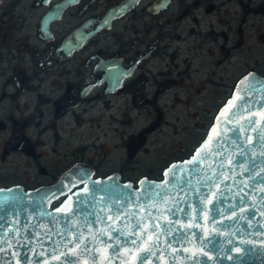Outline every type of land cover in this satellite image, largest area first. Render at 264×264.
Instances as JSON below:
<instances>
[{
	"label": "flooded vegetation",
	"instance_id": "af4514ba",
	"mask_svg": "<svg viewBox=\"0 0 264 264\" xmlns=\"http://www.w3.org/2000/svg\"><path fill=\"white\" fill-rule=\"evenodd\" d=\"M251 72L264 0H0V171L42 178L0 186L78 164L159 178Z\"/></svg>",
	"mask_w": 264,
	"mask_h": 264
},
{
	"label": "water",
	"instance_id": "95a60500",
	"mask_svg": "<svg viewBox=\"0 0 264 264\" xmlns=\"http://www.w3.org/2000/svg\"><path fill=\"white\" fill-rule=\"evenodd\" d=\"M53 16L46 13L43 21ZM246 78L255 85L245 97L251 108L228 123L229 113L221 112L234 97L240 103ZM260 105L264 77L251 72L238 80L193 153L159 178L134 182L116 171L95 176L91 166L78 164L51 184L0 186V264H65L61 254L71 252L77 255L68 261L78 264H139L140 256L146 264H264ZM202 149L200 163H185ZM120 231L136 235L126 239Z\"/></svg>",
	"mask_w": 264,
	"mask_h": 264
},
{
	"label": "snow or ice",
	"instance_id": "6c2138e0",
	"mask_svg": "<svg viewBox=\"0 0 264 264\" xmlns=\"http://www.w3.org/2000/svg\"><path fill=\"white\" fill-rule=\"evenodd\" d=\"M246 80H248V78H246L245 80H242L240 82L241 85H245V87H241V88L238 89V91L243 94L242 96L239 97L240 103L239 104H235L234 103V100L236 98L234 97L233 100H229L228 101L227 106L221 112V116L222 117L225 116V113H229V117L230 118L228 119V123H231L232 118H236L239 115V110L240 109L249 110L251 108V105L250 104H246L245 97H247L250 94V92L255 88V85L254 84H246ZM257 91H258V89H257ZM260 108H261L260 116H261V118H264V105H260ZM249 123H251V120L249 121ZM212 131L215 132L216 129L213 128ZM231 131L235 132L236 129H231ZM222 135H223V133H218L217 134L218 138L220 136H222ZM209 139L211 140V137H209ZM202 159H203V149L202 150H198L197 155L193 156L191 160L185 161V163L195 166L198 163H200L202 161ZM172 167L173 168H177L179 166L178 165H173ZM165 175H168V173L166 172ZM94 183L100 184L101 182L100 181H96ZM141 183H144V181H142ZM261 214L264 215V213H261ZM114 231H118V230L114 229ZM102 234L103 235H108L109 236V239H112V236L107 232V230H105ZM120 235L121 236H125V238L127 239L128 236L136 235V233H134V232L125 233L124 231H120ZM81 238H83V237H81ZM130 242L132 244H135L136 243L135 240H131ZM120 243L121 242H120L119 238H116V242L113 245V249H114V251L117 252V254H119V246H120ZM85 250H87V249H85ZM147 251H150V249H145V252H147ZM61 255H63L66 258L65 259V264H78L77 261H71V262H69L68 259H67V257L69 255H77V253H75V252L62 253ZM54 258L59 259V257H54ZM139 264H146L145 257L144 256H140L139 257Z\"/></svg>",
	"mask_w": 264,
	"mask_h": 264
},
{
	"label": "rangeland",
	"instance_id": "374dc122",
	"mask_svg": "<svg viewBox=\"0 0 264 264\" xmlns=\"http://www.w3.org/2000/svg\"><path fill=\"white\" fill-rule=\"evenodd\" d=\"M163 140V138L160 139V141ZM164 142L166 140L164 139ZM130 172V171H129ZM126 172V175H132L131 173ZM143 172V171H142ZM37 171H0V184H4L6 182L11 181H22L26 184H34L37 181H41L42 178H39L40 176H37ZM137 176V173H136ZM35 177V178H34ZM43 178H47L46 176H42Z\"/></svg>",
	"mask_w": 264,
	"mask_h": 264
}]
</instances>
